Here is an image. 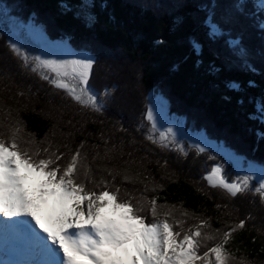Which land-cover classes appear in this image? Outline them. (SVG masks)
Segmentation results:
<instances>
[{"label":"trees","instance_id":"trees-1","mask_svg":"<svg viewBox=\"0 0 264 264\" xmlns=\"http://www.w3.org/2000/svg\"><path fill=\"white\" fill-rule=\"evenodd\" d=\"M238 2L0 0L18 20L37 22L50 39H67L76 50L91 54L100 69L94 71L90 87L99 91L108 87L112 92L105 98L107 109L100 113L42 80L39 69L24 68L9 46L10 34L0 15V108L8 112L10 124L12 115H20L21 123L13 127L23 125L34 136L35 147L51 141L66 151L64 144L75 147L83 141L82 154L94 180L106 176V168L126 169L133 179L124 181L117 175L120 195L141 200L144 206L155 196L161 215L169 206L180 207L185 228L198 223V218H210L212 229L244 219L245 226L236 229L225 247L234 256L233 264H264V200L256 188L251 185V191L233 197L204 179L221 158L191 147L188 153L171 144L162 148L146 133L148 95L154 91L168 102L171 113L185 117L194 129L203 130L248 163L264 167V123L255 118L259 113L254 108L264 96V41L256 28L258 18L231 9ZM206 22L216 23L220 31L208 35ZM230 81L239 89L228 87ZM121 100L127 107L118 106ZM100 159L108 165H93ZM145 219H152L151 214ZM166 219L172 231L177 230L174 220Z\"/></svg>","mask_w":264,"mask_h":264},{"label":"snow or ice","instance_id":"snow-or-ice-1","mask_svg":"<svg viewBox=\"0 0 264 264\" xmlns=\"http://www.w3.org/2000/svg\"><path fill=\"white\" fill-rule=\"evenodd\" d=\"M261 3L264 4V0ZM206 23L208 35L215 36L220 31L216 23ZM261 28L264 29V23ZM231 43L238 45V41ZM9 46L22 59L24 68L33 72L46 70L39 72L42 80L66 90L79 104L100 110L96 95L88 88L94 58H77L78 53L66 50L49 55L67 58L34 56L30 62L28 54L16 43L10 42ZM193 47L199 50L195 42ZM227 86L239 89L235 81L228 82ZM254 108L259 113L255 118L264 123V96L255 101ZM145 118L155 129L153 108L147 109ZM18 131L16 128L10 136L0 133V217L8 218L0 221H4L12 234L26 239L27 247L19 254L28 258L6 261L5 264H233L234 256L225 245L237 228L245 226L244 219L216 229L211 228L210 218H198V223L187 228L180 220H175L177 230L172 231L173 225L166 218H160L155 196L148 201L146 210L141 200L121 196L120 188L110 184L105 176L102 175L99 181L94 180L86 163L87 157L82 154L83 141L75 147L64 144L66 151L59 147L54 149L51 141H45L48 147L30 149L18 141L15 134ZM167 132L174 137L171 128ZM147 139L159 143L162 148L170 146L165 143L164 133L157 141L149 132ZM171 143L175 144V139ZM177 146L183 151L182 145ZM196 148L198 152L205 151L199 144ZM105 171L112 181H116L117 175L124 181L133 179L126 169L121 172L106 168ZM221 172V165L214 164L204 179L213 187H222L233 197L252 190L250 176H237L228 182ZM255 191L264 200V176ZM109 206L115 215H105L104 210ZM215 207L219 209L221 205ZM147 211L151 212L152 219L145 222ZM162 215L168 217L170 213ZM183 215L187 216V213ZM22 224L27 228H21Z\"/></svg>","mask_w":264,"mask_h":264},{"label":"rangeland","instance_id":"rangeland-1","mask_svg":"<svg viewBox=\"0 0 264 264\" xmlns=\"http://www.w3.org/2000/svg\"><path fill=\"white\" fill-rule=\"evenodd\" d=\"M236 8L237 7L233 9V6L231 5V9L233 10V12L236 11ZM239 12H240V9L238 13ZM11 13L12 11H9V9L3 10L2 8H0V15L2 16L5 14V17H6L4 27L6 31L9 32L8 34H10L11 42L16 43L21 48L22 52H26L28 54L30 62H31V58L34 56H41L44 59L64 58L58 55L53 56L49 54H53V53L58 54L61 51H66V50H71L73 52L78 53L79 56L77 58H81L86 55L93 58L91 54H86L82 50L80 51L76 50L73 46L69 44V41L67 39L58 40V41L50 39L49 36L46 34L45 30L37 22L33 20L29 22L20 21L18 20L17 17L12 16ZM262 17L264 19V15H262ZM11 24H13V27L10 26ZM20 26L25 27V32L23 34L21 33L19 29H17V27L19 28ZM259 37L261 41H264L263 39L264 36L261 35ZM98 62L99 61L95 60V63L93 67L91 68L92 72L90 69L89 77H88V88L94 95H96L98 105L101 106L99 110L101 113V111L104 112L107 109L106 107L108 105H106L105 103V98L108 95H111L112 97V92L109 91L110 88L108 87H104L102 89L103 91H99L97 89H93L90 87L89 83L91 82L90 79L92 75L94 74V71L96 69L97 70L100 69V65L99 67H97V65L100 63ZM128 62L129 61H125L126 66ZM130 63H133V62L130 61ZM39 70L46 72V70H43V69H39ZM52 75H54V73ZM115 92L117 94L119 91L116 90ZM120 94L123 95L122 92H120ZM16 104L21 109V106L18 103ZM117 104L120 107L124 105L127 107L126 100L124 102L121 100ZM149 107L153 108L154 115L156 117V128L152 129L150 123L147 121L148 122L147 125L149 127V129L146 131L147 134L151 132L154 138L157 141H159L160 134L164 133L165 136L167 137V140L165 141V143L172 144L171 141L175 139V144L173 145H175L176 146L175 148L176 149L178 148L179 151L182 153H188V150L190 149V147L196 148V145L199 144L200 147L204 148L206 152H209L212 157L215 158V156L216 157H220V155L223 156V162L212 163L211 169L206 173V176L212 170L213 165L218 164V165H221L222 167L221 175H223L228 180V182H232V180H234L237 176L248 175L251 177V182L249 183V187L251 188V185L252 186L255 185V187L253 186L254 188L259 187L260 178L261 176H264L263 167L257 164L253 165L251 163H248L245 159L236 155L231 149L226 147L224 144H218L212 141V139L203 130L199 131V130L194 129V127H192V124L187 122L186 118L180 117L178 115H175L174 113H171L168 102L162 96H160L159 93H156L154 91L149 93L148 108ZM90 108L93 109L92 107ZM146 113H147V110L145 112V117H146ZM6 114H8V112L0 108L1 133L10 136L15 131L16 128H19V131L15 133L18 141L25 147H28L30 149L34 148L37 145L34 136L30 132H28V130H26L23 125L13 127V124L15 125V123H18V124L21 123L20 115L15 114L16 118L12 115L11 120H13V124H10L8 119L6 118L7 117ZM140 117L142 118L141 114H140ZM55 119L56 118L54 117L52 120L55 122L56 121ZM117 119H119L118 116H117ZM54 124L57 127L59 125V122L56 121ZM5 128L9 130V133L5 131ZM169 128L172 129V132L174 133V137H173V134L167 132V129ZM28 141H32L33 143L28 144L27 143ZM177 145H182L183 151H181L180 147H178ZM42 146L47 147L48 144H44ZM55 147L57 146L53 144L54 149ZM41 156H43L42 153H41ZM93 162H94L93 165L95 166H97V164L103 167L108 165V163H106L105 161L101 159L97 161H93ZM112 167L115 168L116 166L112 165ZM105 177L108 179L110 184H115V186L117 187L116 181H112L110 179V176H108V174ZM159 207L161 208L162 206L160 205ZM145 208L147 210V206H145ZM109 211H111L110 206L104 210V212H109ZM167 211L170 213L169 216L171 217L172 220L174 221L180 220L182 222V217H181L182 214L178 215L179 214L178 212L180 211V207L172 208L171 206H169L167 207ZM147 213L151 214L150 211H147ZM160 218L165 219L166 217H164L163 215H160ZM145 222H147L146 219H145Z\"/></svg>","mask_w":264,"mask_h":264},{"label":"bare ground","instance_id":"bare-ground-1","mask_svg":"<svg viewBox=\"0 0 264 264\" xmlns=\"http://www.w3.org/2000/svg\"><path fill=\"white\" fill-rule=\"evenodd\" d=\"M104 213H105V215H109V216L113 215V212H112V211L104 212ZM24 229H26V228H24ZM19 251H20V250H19ZM21 252H22V248H21ZM15 253H16V252L13 251V254H11V256L9 257V261L17 260V259L19 258L18 255L15 256ZM26 258H27V257H26Z\"/></svg>","mask_w":264,"mask_h":264},{"label":"water","instance_id":"water-1","mask_svg":"<svg viewBox=\"0 0 264 264\" xmlns=\"http://www.w3.org/2000/svg\"><path fill=\"white\" fill-rule=\"evenodd\" d=\"M1 6H2V4H0ZM3 7V6H2ZM3 10H7V8H2ZM15 17V16H14ZM2 18H6L5 17V14L4 15H2ZM5 21H6V19H5ZM10 26H12L13 27V24H11ZM17 29H19L20 31H21V33L23 34L24 32H25V27L24 26H20L19 28L17 27ZM64 58H67V57H64Z\"/></svg>","mask_w":264,"mask_h":264}]
</instances>
